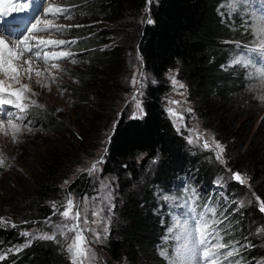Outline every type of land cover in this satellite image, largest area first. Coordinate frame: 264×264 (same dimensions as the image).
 Here are the masks:
<instances>
[{
    "label": "rangeland",
    "instance_id": "374dc122",
    "mask_svg": "<svg viewBox=\"0 0 264 264\" xmlns=\"http://www.w3.org/2000/svg\"><path fill=\"white\" fill-rule=\"evenodd\" d=\"M45 1L47 2L44 5L45 8L51 4L70 10V19H66L64 16L56 19L51 16L47 17L48 19H53L54 24L70 27L65 31L37 32L39 34L35 36L40 39L76 42L74 44H65L55 49L56 51L72 52L73 56L71 58L50 61L48 65L35 57L33 59L26 54L24 55V60H31L33 68L42 72L46 68H50L51 63H57L59 69H51V75L48 72H44L40 77L33 74L31 79H29L27 75L22 74L20 82L16 83L0 74V79H6L7 84L13 90L20 88L22 85H28L30 89L29 92L25 93L26 98H30L25 101L27 112L21 113L18 109L8 105L0 106V119L5 120L4 130L0 131V157L4 160L3 166H0V218H3L5 222L0 223V229L13 230L19 238L18 245L13 247L0 246V257L6 259L9 253H20L32 244L46 243L54 244L59 248L62 255L72 264V259L66 251V242L59 234L56 240L32 239V236L25 237L22 234L25 231L33 236L41 233L51 234L55 229L50 225L52 223H60L58 214H52L47 218L35 219V217H32L29 221H21L17 215L23 219H29L30 215L19 205H15L13 207L14 210L7 205L11 197V189L7 185L11 180V174L16 171L27 173L28 166L35 157L46 153L53 146L69 143L72 145L74 157L73 176L76 178L83 176L90 180V189L88 194L85 195L90 201L89 208L91 209L92 207L91 198L97 196L98 193L100 195L103 194L100 191L102 182L110 186L113 196L112 204L114 208L111 211L107 234L102 235L99 241H95L91 233L86 234L89 240L92 241L90 246L95 253L96 264H109L106 248L111 232L122 224L121 208L126 198L123 191H128L129 187L128 192L132 191L139 197L143 190L150 189L158 206L154 214L156 216L161 215V219L165 222V231L162 236L164 244L156 247L149 260L150 264L156 262V257L164 260L166 264H203L195 254L193 246V241L195 240L194 230L200 217H197L196 210L192 209L197 196L188 199L184 191L188 188L186 183L188 178L196 182L195 194L203 193L206 195L207 193L212 196L214 193L217 201H221L220 206L223 209L221 208L220 210V208L215 207L216 215L214 219L223 221L219 227L221 228L220 234L224 237V242L235 241L239 245H246V247H240L238 254H234L233 257L222 258V264H234L236 260H239L240 264H264V221L251 216L254 209L260 208L251 178L244 172L240 173L247 180V184L241 185L233 179V173L236 172L226 166L229 161L226 158V154H230L228 149H230V152L235 151L237 153L247 149L249 143L246 141V134L242 135L240 124L233 126V118L224 115L217 118L221 124L219 129L224 133V135L222 134V139L217 136L215 131L207 128L195 111L194 103L190 100L188 87L179 76L178 67L170 70L166 75L170 90L164 99V108L178 133L186 139L193 156L202 158L204 161L207 160L208 165L213 164L214 168H212V171L208 174H201V172L196 171L197 168H193L189 171L187 177L174 178L173 182H170L165 188L154 182L160 168V162L156 160L145 165L143 156L139 157L135 162L139 171L137 178L134 175L127 174L121 179L115 174H106L104 172L107 146L114 121L118 119V114L120 118L123 113H126V116L130 119L134 115H140L132 103L133 95L141 91L139 83L135 87L132 86L131 81L134 74L137 81H140L141 76L145 78L142 94L138 97L142 104V118L145 114L143 102L146 89L150 84L155 83L153 77L144 69V63L137 46L135 30L137 23L142 25L151 20L148 14L149 9H147L144 19L137 16L132 18L126 16L122 20L108 22L102 20L98 14L92 16L79 14L78 11L83 9L84 4L86 6L91 4L89 0ZM156 1L151 0L149 3L148 0V6L150 7ZM259 1L261 3L260 7L256 3L257 0L250 3L248 0H222L216 9L218 17L227 26L231 25L233 31H238V28H242L250 31L253 36L250 44L237 43L234 45V53L229 57L228 62L222 69L226 74H233L235 69L244 71L246 85L238 97L237 107L241 110L240 112L251 111L256 114L264 111V100L260 99L261 96H264V56L255 51L259 47L258 41L262 36V34L258 33V27L261 25H257L256 21L264 22L261 14V12H264V0ZM3 7L7 11L11 6ZM21 14L22 11H13L10 15H4L2 18ZM80 20L82 23L79 22ZM77 25H80V27L88 26L97 32L111 31V43L104 46V49L116 46L122 47V57L117 67L118 70L114 72L111 78H106V85L100 91L96 89L97 87L92 90L82 91L80 78L87 69V55L91 50L85 48V44H83L84 47H77V40L80 39H75L68 33L71 29L80 28L76 27ZM0 35L11 46L15 45L13 38L3 33H0ZM50 49L53 50L51 47ZM46 50L50 51L49 48ZM73 60H75L74 63L72 62ZM237 61H240V63H237ZM24 67L26 68L27 65H24ZM51 76L56 77L55 82H53ZM228 77L231 78L232 76L228 75ZM172 78H175L186 87L184 89H180L178 85L174 87ZM181 93L183 94L181 95ZM30 100H35L36 105H31ZM169 101H181V104L172 105ZM170 107L183 113L182 122L174 123L168 113ZM187 109H191L192 112L189 113ZM9 112L23 116L22 121L14 120V123L21 125V131L17 134L16 142L13 141L12 129L7 125V119L4 115ZM44 115L53 116L60 123V127L50 130L42 128L35 121L42 119ZM260 116L258 123L264 113ZM258 123L252 129V133L256 131ZM185 125L187 129H195L196 132L202 134L198 142L195 135L192 137L194 143L188 142V132L184 127ZM29 128L31 131H28ZM261 129V132H259L260 137L264 131V125ZM82 130L85 134L82 133ZM213 139L224 149L221 153L223 163L216 158L217 150L214 149ZM205 140L209 142V149L203 147ZM101 158L103 163L98 165L99 171L95 174L89 175L87 172L81 171L82 169L90 168L93 162L99 161ZM71 181L66 182L64 187L67 188ZM177 192H180L182 196H179ZM67 196L68 194H65L60 201L55 203L61 211H63L61 206L66 201ZM72 197L76 201L81 202V204L83 203V197ZM259 201L261 200L259 199ZM241 203H243L242 207H240ZM225 212L228 213L226 214ZM107 214V211H105V215ZM229 214H232L233 218ZM246 215L250 218L245 222V229H242L239 223L234 226L230 222L232 219L238 220L240 216ZM89 219H92L91 211H89ZM226 232L231 238L228 241H226ZM71 237L72 234L69 233L68 242L71 241ZM29 240H31L30 244H28ZM17 249L19 251H16ZM256 252H259V254L253 257ZM3 259H0V261Z\"/></svg>",
    "mask_w": 264,
    "mask_h": 264
},
{
    "label": "trees",
    "instance_id": "16d2710c",
    "mask_svg": "<svg viewBox=\"0 0 264 264\" xmlns=\"http://www.w3.org/2000/svg\"><path fill=\"white\" fill-rule=\"evenodd\" d=\"M221 1L157 0L149 7L148 0H89L91 4H84L83 9H79V14L83 16L98 14L108 22H116L126 16L144 19L149 9L148 14L153 21L151 24L137 23L135 30L144 69L155 83L150 84L145 92L144 117L130 119L123 113L115 127L113 125L106 151V174H115L121 179L130 174L137 178L139 171L135 162L141 156L144 157L145 165L156 160L160 162L154 182L164 188L174 178L187 177L193 168H197L196 171L201 174L212 171L213 164L208 165L207 160L193 156L186 139L178 133L164 108V99L170 90L166 75L178 67L179 76L188 87L195 111L207 128L215 131L222 139L224 133L219 129L221 124L218 116L233 118V126L240 124L242 135L246 134L249 144L243 152H230L228 149L230 154H226L229 160L226 166L234 172L249 175L256 196L264 201V131L259 136L264 116L258 123L264 111L259 114L240 112L237 107L238 97L245 89V73L235 69L233 74H226L222 69L234 53V45L250 44L253 36L250 31L242 28L233 31L231 25L224 24L216 14ZM79 22L82 23L81 20ZM68 33L80 39L77 40V47L85 44V48L91 50L87 55V69L80 78L82 91L95 87L100 91L106 85V78H111L118 70L122 47L103 48L111 43V31L97 32L84 26L71 29ZM35 122L45 130L60 127V123L51 115H44ZM257 123V129L252 133ZM82 133L85 134L83 130ZM73 160L72 145L60 144L35 157L27 173L16 171L11 174V180L7 183L11 197L7 205L11 209L19 205L30 215L29 219L17 215L21 221H29L32 217H50L53 214L52 204L60 201L65 194L71 193L81 198L88 194L90 180L83 176H73ZM70 180L65 188L64 184ZM186 183L188 188L196 189V182L192 179L188 178ZM128 191H123L126 198L121 208L122 224L111 232L106 248L108 263L150 264L149 260L156 247L164 244L162 236L165 222L161 215L154 214L158 206L150 189L143 190L140 197ZM177 194L181 195L180 192ZM252 213L251 216L264 221L259 209H254ZM249 218L247 215L240 216L238 220L232 219L230 222L234 226L239 223L245 229V222ZM225 235L226 241L231 239L228 232ZM18 241L13 230L0 229V246L13 247L18 245ZM258 254L256 252L253 257ZM0 264L70 263L54 244L36 243L20 253H9ZM153 264L166 262L156 257Z\"/></svg>",
    "mask_w": 264,
    "mask_h": 264
},
{
    "label": "snow or ice",
    "instance_id": "6c2138e0",
    "mask_svg": "<svg viewBox=\"0 0 264 264\" xmlns=\"http://www.w3.org/2000/svg\"><path fill=\"white\" fill-rule=\"evenodd\" d=\"M9 0H0V13L3 15H10L13 11H24L29 8V3L34 5L36 15L32 18L34 22H30V25L25 26L22 31H19V35L16 36L15 45L11 46L2 35H0V74L4 77L11 79L12 81L19 83L21 75H27L29 79L35 74L40 77L44 72H48L51 75V69H59L57 63H51L50 68H46L44 72L36 70L32 66L31 60H24L23 57L25 53L31 54L37 60H42L46 65L50 61H57L61 59L71 58L73 53L70 51H56L55 49L65 44H74L76 41L67 42L65 40H52V39H38L36 36L32 35L37 32H49V31H65L70 26L57 25L53 23V19L64 16L66 19L71 18L70 10L67 8L48 5L44 7L45 0H40V3H35V0H23L22 3L15 4L5 11L3 5L8 3ZM151 0H149V3ZM43 11L44 15L41 16L40 12ZM51 16L53 19H48ZM262 19H264V14H262ZM149 24L153 21L148 20ZM9 24L5 21L4 24H0V29H4V26ZM76 27H80L77 25ZM262 36L258 41L259 47L255 49L260 55L264 56V26L260 29ZM15 34V33H13ZM35 41V43H33ZM52 48V51H47L46 49ZM73 63L75 60L72 61ZM240 63V61H237ZM24 65H27L25 68ZM53 82H55L56 77L51 76ZM144 77L141 76L140 81H137L134 74L131 81L132 86L135 87L138 83L140 84L141 91H138L132 97V103L135 108L139 111L140 115H134L133 118H142V104L138 97L142 94V89L144 87ZM39 83V81H37ZM172 84L174 87L178 85L180 89H184L186 86L175 78H172ZM30 89L28 85H22L20 88L13 90L10 85L7 84L6 79H0V106L8 105L18 109L21 113H25L28 109L25 106L26 98L25 93L29 92ZM183 93H181L182 95ZM264 100V96L260 97ZM31 105H36L35 100H30ZM172 105H180L181 101H169ZM42 107V106H41ZM189 113L192 112L191 109H187ZM170 117L173 119L174 123L183 121V113L178 112L176 109L170 107L168 109ZM7 119V125L12 129V138L16 142L17 134L21 131V125L14 123V120H23V116L14 115L12 113L4 114ZM119 119V114H118ZM118 121H114V127ZM5 120L0 119V131L4 130ZM188 132V142L194 143L192 137L197 136V142L202 134L196 132L195 129H187ZM28 131H31L29 128ZM214 149L216 151V158L223 163L221 158V153L224 151L223 147L213 139ZM203 147L209 149V142L205 140L203 142ZM103 163V159L93 162L91 167L88 169H82L81 171L87 172L89 175L95 174L99 171L98 165ZM4 160L0 157V166H3ZM233 179L240 183L241 185L247 184V180L238 172L233 173ZM100 191L103 193L91 198L92 207L89 208V198L87 196L83 197V203L76 201L71 193L68 194L66 201L61 206L63 211L57 207L55 203L52 204L53 214H58L60 217V223H52L50 226L55 230L49 233H41L32 235L31 233L25 231L22 233L25 237L32 236V239H43V240H56L59 234L61 238L66 242V251L69 253L72 264H96L95 253L91 248L92 241L89 240L87 233H91L95 241H99L102 235H106L108 231V225L110 222L111 211L114 208L112 204V192L110 186L106 183L100 184ZM257 201L260 203V211L264 212V201ZM243 203L240 204V207ZM89 211H91L92 219H89ZM107 211V215H105ZM210 217L208 219L201 218L195 227L194 235L195 240L193 241V246L195 249V254L198 256L199 260L203 264H222V258L227 259L233 257L234 254H238L240 247H246V245H239L235 241L224 242V237L220 234L221 229L219 225L223 223L222 220L214 219L216 213L215 209H209ZM4 219L0 218V223H4ZM14 226V225H13ZM69 233L72 234L71 241L69 240ZM31 240L28 241V244ZM27 246V245H25ZM186 247V246H185ZM16 251H19L17 249ZM191 251V250H190ZM3 259V257H0ZM234 264H240L239 260H236Z\"/></svg>",
    "mask_w": 264,
    "mask_h": 264
},
{
    "label": "bare ground",
    "instance_id": "6f19581e",
    "mask_svg": "<svg viewBox=\"0 0 264 264\" xmlns=\"http://www.w3.org/2000/svg\"><path fill=\"white\" fill-rule=\"evenodd\" d=\"M261 13H262V12H261ZM256 22H257V23H256L257 25H261L260 27H258V28H259L258 33L262 34L261 31H260V29H261L262 26H264V22H261V21H256Z\"/></svg>",
    "mask_w": 264,
    "mask_h": 264
},
{
    "label": "water",
    "instance_id": "95a60500",
    "mask_svg": "<svg viewBox=\"0 0 264 264\" xmlns=\"http://www.w3.org/2000/svg\"><path fill=\"white\" fill-rule=\"evenodd\" d=\"M260 209V208H259ZM260 211V210H259ZM261 212V211H260ZM262 214H263V216H264V212H261Z\"/></svg>",
    "mask_w": 264,
    "mask_h": 264
}]
</instances>
